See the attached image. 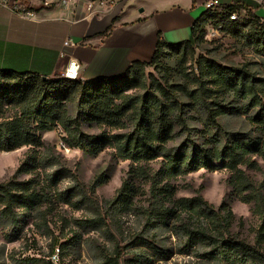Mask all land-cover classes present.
<instances>
[{
    "label": "rangeland",
    "instance_id": "374dc122",
    "mask_svg": "<svg viewBox=\"0 0 264 264\" xmlns=\"http://www.w3.org/2000/svg\"><path fill=\"white\" fill-rule=\"evenodd\" d=\"M218 1V13L224 11L226 5L243 2L251 6L264 23V0ZM114 3L109 1V5ZM22 4L25 9L30 8L27 0ZM127 7L129 9L130 3ZM237 13L241 20L248 19L244 11ZM215 29L207 26L208 38L195 44L194 58L167 57L163 66L147 68L142 86L127 94L152 95L161 86H172L174 90L182 87L184 92L178 91V95L189 105L187 111L192 115L194 110L188 93L196 88L200 76L198 61L204 57L221 67L248 73L255 81V94L248 99L228 91L215 94L216 103L232 110L221 114L217 121L228 132L252 133L264 143V133L251 120L264 115V54L237 37ZM83 125L85 132L93 135L128 131L111 130L86 121ZM190 125L194 129L193 140L204 145L207 142L204 126L200 122ZM42 137L45 146L35 152L29 147L0 152V183L13 179L27 154L34 153L40 158L38 168L18 177L20 181H34L37 199L26 210L17 209L19 215L14 222L3 217L0 210V264H26V261L42 264L32 259L52 264H60V261L63 264H111V259H118L119 264H221L202 257L206 248L188 246V239L178 228L180 220L188 217L171 218L166 222L151 218L159 209L171 208L174 201L194 198L199 192L215 209L226 203L235 215L232 236L255 245L261 221L253 212V206L241 202L233 190L230 184L233 172L228 168L214 171L201 168L162 179L157 173L164 157L136 164L120 158L113 145L96 156L79 149L68 148L67 151L60 127ZM184 137L169 142L168 148L177 147ZM246 160L255 163L253 168H247V164L240 168L252 181L262 183L264 158L250 154ZM99 178L103 184L93 191L91 186ZM124 184L130 191L123 192L127 196L122 197L120 190Z\"/></svg>",
    "mask_w": 264,
    "mask_h": 264
},
{
    "label": "trees",
    "instance_id": "16d2710c",
    "mask_svg": "<svg viewBox=\"0 0 264 264\" xmlns=\"http://www.w3.org/2000/svg\"><path fill=\"white\" fill-rule=\"evenodd\" d=\"M192 3L195 6L196 0ZM239 11H244L248 19L230 21V14ZM209 25L264 54V23L251 6L234 2L219 13L206 9L193 24V41L169 44L159 35L153 58L148 62L134 61L119 78L44 79L37 73L0 69V152H13L23 147L35 152L45 146L42 135L60 127L62 142L67 148L79 149L91 156L113 145L120 158L136 164L164 157L157 173L162 179L201 168L213 171L228 168L233 172L230 181L233 190L241 202L253 206V212L261 221L255 245L234 238L231 228L235 215L231 208L223 203L215 209L204 200L201 192L194 198L174 201L171 208L159 209L151 218L166 222L171 218L188 217L180 220L178 228L188 239L190 248H206L203 258H212L221 264H264V180L257 184L240 168L244 164L253 168L255 163L248 162L247 155L257 154L264 158V143L252 133L240 135L224 130L217 118L232 110L215 101V94L224 91L248 99L255 94V81L248 73L224 68L200 57V76L196 88L188 93L194 114L188 113L189 105L178 95V91L184 92L182 87L174 90L172 86H161L152 95L127 94L142 86L147 68L163 66L167 57L194 58L195 44L204 41ZM9 111L12 114L6 115ZM251 120L264 133V115ZM85 121L111 130L128 131L93 135L85 132ZM191 122L204 126L207 133L204 145L193 140ZM183 135L177 147L168 148L169 142ZM39 159L34 153L27 154L13 179L0 183V210L3 217L12 222L18 218L17 209L26 210L38 197L34 181H20L18 177L38 168ZM102 184L99 178L91 189L94 191ZM126 185L120 190L122 197L127 196L123 192L130 191ZM32 260L52 264L51 261ZM111 264H119L118 259H111Z\"/></svg>",
    "mask_w": 264,
    "mask_h": 264
},
{
    "label": "crops",
    "instance_id": "0c3cea01",
    "mask_svg": "<svg viewBox=\"0 0 264 264\" xmlns=\"http://www.w3.org/2000/svg\"><path fill=\"white\" fill-rule=\"evenodd\" d=\"M109 1L43 8L40 0H27L35 20L0 3V69L52 79L77 61L79 80L119 78L134 61L153 58L159 35L169 44L193 41V24L206 10L204 0L195 6L192 0ZM67 40L78 45L65 46Z\"/></svg>",
    "mask_w": 264,
    "mask_h": 264
},
{
    "label": "built area",
    "instance_id": "2783aa9c",
    "mask_svg": "<svg viewBox=\"0 0 264 264\" xmlns=\"http://www.w3.org/2000/svg\"><path fill=\"white\" fill-rule=\"evenodd\" d=\"M23 0H0V3L3 5L10 7L17 11L22 17L27 18V19H36V13L35 9L32 7H28L25 9L22 4ZM101 4L104 3V0H98ZM41 7L43 8H51L55 5H67L69 4V0H40ZM219 7V1L218 0H207L205 2V8L206 9H212L216 12ZM92 8V7H91ZM230 21H237L239 19V14L238 13H231L230 14ZM216 31H219L220 29H215ZM205 38H208V34L205 35ZM65 46H71V47H76L78 44L71 41L67 40L65 41ZM80 65L77 63V61H71L70 64L67 66L66 71L63 74V78L68 79V80H79L78 79V71H79Z\"/></svg>",
    "mask_w": 264,
    "mask_h": 264
},
{
    "label": "water",
    "instance_id": "95a60500",
    "mask_svg": "<svg viewBox=\"0 0 264 264\" xmlns=\"http://www.w3.org/2000/svg\"><path fill=\"white\" fill-rule=\"evenodd\" d=\"M44 79H46V77H43Z\"/></svg>",
    "mask_w": 264,
    "mask_h": 264
},
{
    "label": "bare ground",
    "instance_id": "6f19581e",
    "mask_svg": "<svg viewBox=\"0 0 264 264\" xmlns=\"http://www.w3.org/2000/svg\"><path fill=\"white\" fill-rule=\"evenodd\" d=\"M69 149L67 148V151H68Z\"/></svg>",
    "mask_w": 264,
    "mask_h": 264
}]
</instances>
